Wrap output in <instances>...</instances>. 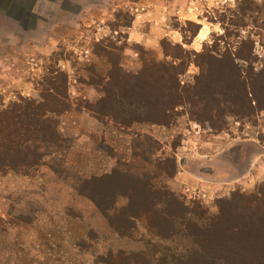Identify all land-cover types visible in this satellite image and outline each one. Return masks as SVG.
<instances>
[{
	"label": "rangeland",
	"instance_id": "374dc122",
	"mask_svg": "<svg viewBox=\"0 0 264 264\" xmlns=\"http://www.w3.org/2000/svg\"><path fill=\"white\" fill-rule=\"evenodd\" d=\"M162 1L153 16L147 0H0V108L21 98L44 103L58 74L67 77L60 84L68 105L50 115L57 143L38 139L19 147L40 154L38 166L22 172L0 160V264H108L109 254L118 253L130 257L127 264H249L252 254L264 256V220L254 219L264 203V111L250 115L248 106L246 117L219 112L212 121L217 86L222 96L236 89L238 103L244 90L231 81L228 66L202 69L205 51L219 58L245 50L253 54L248 63L237 61L243 76L260 72L264 10L242 16L241 0H185L178 15V6ZM136 20L144 33L167 30L159 53L130 41ZM194 25L198 39L209 29L196 44ZM97 47L110 59L97 56ZM161 65L177 74L170 81L180 97L171 100L168 119L159 97L153 105L143 99ZM136 77L142 83L131 88L128 79ZM196 92L209 100L205 109L194 105ZM114 173L173 195L181 205L165 197L155 206L159 215H172L171 236H159L144 220L126 235L110 225L89 199L91 190L103 192L110 216L128 200L106 197L110 181L87 182ZM225 218L229 226L245 225L246 236L239 232L222 247L190 233ZM211 244L214 252L206 254Z\"/></svg>",
	"mask_w": 264,
	"mask_h": 264
},
{
	"label": "trees",
	"instance_id": "16d2710c",
	"mask_svg": "<svg viewBox=\"0 0 264 264\" xmlns=\"http://www.w3.org/2000/svg\"><path fill=\"white\" fill-rule=\"evenodd\" d=\"M241 3H243L240 6V12L242 13V16H245L247 12L261 13L264 10V5L260 7L259 5L255 4L253 0H241ZM255 5L256 7H254ZM194 26L196 30L195 32H192V36L196 37L200 31V26ZM251 45L253 48L254 42H251ZM97 50H99V53H96L97 56L110 59V54L107 52V49L103 50L97 47ZM204 53V58H206V60L204 62V67L202 68L203 71L210 73L219 69L221 70V67L228 66L234 73V77L230 73L232 78L231 81L235 80L237 89L244 90V102L238 103L235 101L237 97L235 92L237 91L236 89H227L228 92L226 96H222L223 94L218 91L219 88L217 86L212 93L213 96L211 97L213 102L211 105L213 106L210 110L208 109L210 112L209 117L212 121L215 119L213 115L218 114L219 112L228 113L229 115H235L237 117H246L244 108L248 106L253 108V110L249 111L250 115H253L255 111H264V66L260 72L249 73L244 77L241 68L237 65V61L240 60L246 63L250 62L252 60V52H245V50H243V52H238L233 55H224L219 58L214 56L211 51H205ZM157 71V76H152L153 79L152 83H150V89H146V95L143 97V99L145 98L147 102L150 103V105H153V102H155V96L159 97L161 102H163L166 107H163V115L168 119L170 117L168 115V110L172 107L170 104L171 100L173 101L175 97H177L176 99L180 98L177 87L174 85L172 86L170 81V77L176 76L177 78V74L169 75L168 68L163 65H161ZM106 77H111L110 72ZM66 80L67 77L65 74H58L55 81L50 82V89L53 91V95L45 96L44 103H37L33 100L21 98L19 102L11 104L7 109L0 108V160L7 161L9 167L12 170L18 169L19 171L24 172L31 167L38 166L37 161L40 158V154L35 151H31L30 149H26L27 151L25 152H20V146L32 140L43 139L44 141H52L57 143L60 139V136L57 134L56 122L50 117V115L62 113L68 109L67 103L62 100V98L64 99L67 95V87L66 85L62 87L60 84ZM128 80H131V84L129 85L131 88L137 87L140 83H142L140 79H137V77L135 80L132 78ZM152 89L157 90L155 92H151ZM107 91L108 90L105 89V93L107 96L109 95L108 99H110L112 92ZM195 95L196 96L193 99L194 105H199L201 108L205 109L207 103L206 101L208 99L202 98L204 95H199L198 92H196ZM121 97L124 99V96ZM198 98H200V100ZM142 102L145 103L144 101ZM167 104L168 106H166ZM176 105H178V103L174 104V106ZM223 105H225V108H223ZM0 107H2V104ZM110 112L111 114H115V111ZM167 121L168 120H166V122ZM173 173L170 174L169 177H173ZM109 181L111 184L106 186V197L110 198L112 201H115L119 196L128 200V204L123 207L119 213L117 212L115 216H110L108 214L109 208L102 204V191L98 190V195L97 190L95 192L91 190L88 197L108 219L110 225L119 234H128L131 229L135 228V221L137 220H144L148 227L159 236L168 237L173 234L170 225L172 215L168 214V218L163 217L159 215L155 209L157 201L165 197L167 203L171 201L173 204L175 203L176 205H181L177 200L173 199L172 194H170L168 191L162 192L158 189H154L151 186V183L148 181L130 179L119 173H114L113 175L106 176L102 179L93 178L88 181L87 184L89 186L94 185V183L102 184L105 182L107 185ZM246 206L249 207L250 204L248 203ZM250 208L248 210H250ZM257 211V217L254 219H257L260 224V221L264 220L263 202L258 204ZM226 220V218L221 219L219 223L212 225L208 229L203 231L197 229L198 232L192 230L190 233L195 236L198 241L202 240V237L208 236L209 241H219V244L224 243L222 247H226L235 240L237 241L239 232H241L240 237L246 236V234H244L245 225H243V227L229 226L224 222ZM255 227H257V225H255ZM259 231H264V228H260ZM262 233L264 235V232ZM257 235L259 236V233ZM257 235L256 239H258ZM248 237L250 236H247L246 239ZM253 240L256 241L254 238ZM244 247L246 248V246ZM205 250L207 251L206 254L214 252L213 244L209 245L208 247L205 246ZM257 255L258 254H252V259L248 263L264 264V256ZM126 256L127 255L124 253H118L116 256L109 254L110 258L109 262L107 263L127 264L129 263L130 257ZM177 264H180V262L178 261Z\"/></svg>",
	"mask_w": 264,
	"mask_h": 264
},
{
	"label": "crops",
	"instance_id": "0c3cea01",
	"mask_svg": "<svg viewBox=\"0 0 264 264\" xmlns=\"http://www.w3.org/2000/svg\"><path fill=\"white\" fill-rule=\"evenodd\" d=\"M170 2L173 3L175 6H178V7H176L175 12L178 13V15H180L182 10L179 9V7L183 8L181 6L184 5L185 0H171ZM147 3H149V5H150L148 7L152 10L151 11L152 15L157 16L160 13L157 7H159L160 4L164 3V1H162V0H147ZM173 4H171V5H173ZM139 20H136L134 22V24L132 25L133 27L129 28L128 38L130 39V41H133L136 43H142L147 49L153 51L154 53H159V51H160L159 50L160 49L159 41L163 38L162 35L168 36L167 30L164 29L162 31V29H161V31H160V29L155 28V30L153 29L151 33H144L138 27L139 22H140ZM160 37H162V38L160 39ZM198 40L199 39H198V35H197V38L195 39L194 44H196V41H198Z\"/></svg>",
	"mask_w": 264,
	"mask_h": 264
},
{
	"label": "bare ground",
	"instance_id": "6f19581e",
	"mask_svg": "<svg viewBox=\"0 0 264 264\" xmlns=\"http://www.w3.org/2000/svg\"><path fill=\"white\" fill-rule=\"evenodd\" d=\"M208 31H209V29L205 26V27H203V29L201 30V32H200V34H199V39L201 40V39H205L206 38V36H207V34H208Z\"/></svg>",
	"mask_w": 264,
	"mask_h": 264
}]
</instances>
